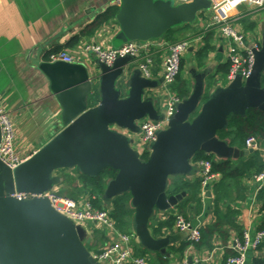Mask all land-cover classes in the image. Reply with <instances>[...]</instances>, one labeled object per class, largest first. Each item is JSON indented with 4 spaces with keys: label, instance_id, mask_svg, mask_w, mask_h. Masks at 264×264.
I'll return each instance as SVG.
<instances>
[{
    "label": "water",
    "instance_id": "1",
    "mask_svg": "<svg viewBox=\"0 0 264 264\" xmlns=\"http://www.w3.org/2000/svg\"><path fill=\"white\" fill-rule=\"evenodd\" d=\"M210 5V0L178 5L170 0H118V31L112 47L158 40L174 28L194 23ZM131 59L118 57L111 66L98 61H56L38 66L61 107L63 129L15 169L0 162V264H98L80 243L83 229L56 214L45 199L17 201L9 197L13 192L47 191L49 172L63 167H76L88 177L106 169L116 171L104 197L128 192L134 209L132 231L144 247L158 250L159 243L148 230L150 216L154 210H170L185 196L168 195V177L188 173L189 160L196 152L236 158L240 152L218 140L216 132L225 126L229 114H243L248 109L264 113L260 85L263 46L245 80L236 77L204 103L202 85L197 84L177 105L168 129L158 133L143 162L126 140L110 130L131 128L135 121L153 114L142 100V81L133 82L127 97L120 98L122 68ZM96 93L98 104L90 108Z\"/></svg>",
    "mask_w": 264,
    "mask_h": 264
},
{
    "label": "crops",
    "instance_id": "2",
    "mask_svg": "<svg viewBox=\"0 0 264 264\" xmlns=\"http://www.w3.org/2000/svg\"><path fill=\"white\" fill-rule=\"evenodd\" d=\"M113 7H117L116 0H0V106L9 115L14 132L15 152L20 158L28 159L63 129L60 123L61 107L50 91L48 78L38 66L50 63V55L59 52L73 56V64L95 63L96 59L92 55L82 53V47L86 43L112 47L118 25L115 20L102 22L101 17ZM194 23L193 27L191 24L185 25L180 35H173L177 42L202 36V41L194 45L193 49L189 48L191 50L188 49L182 57L181 72L173 89L176 93L177 88L184 84L189 92L188 98L194 87L201 84V103H204L217 90L230 84L227 80L226 44L220 37L218 27L205 30L206 23ZM230 24L242 36L244 48L250 47L254 42L261 48L264 46V5L239 7L230 16ZM207 34L210 37L206 42ZM168 43L164 39L150 41L148 53L153 59L150 78L145 79L137 72L138 65L143 60L142 55L132 58L122 68V86H118L121 89L120 98L127 97L133 82L142 81L141 97L151 106L153 114L135 121L131 128L111 127L110 130L126 140L139 157L142 155L138 143L140 121H155L164 116L165 97L161 88V76ZM205 46L208 47L207 52L200 59L197 52ZM260 85L264 91V69ZM96 105L91 104L89 107ZM235 115L243 116L244 113ZM258 141L264 147V138H259ZM223 142L240 154L236 158L204 154L211 156L214 163L231 160L238 164L242 170L239 175L224 178L217 172L219 180L202 190V161L195 162L192 156L188 173L172 175L167 179V189L174 188L175 181L186 182L187 187L178 192L185 193V196L170 210H154L150 216L149 234L159 243V249L150 251L141 241L136 240L132 243L136 255L145 250L144 255L149 257L150 264H182L188 259L198 261V264H226V259L235 254L232 250L234 240L239 239L244 230L254 233L260 228L264 212L260 210L257 197L255 201L253 199L255 183L252 177L263 164V154L259 151L248 153L244 144L237 147L230 146L228 141ZM81 175L83 174L76 167L52 169L46 190L79 199L86 195L82 191ZM111 199L103 196L102 205L108 208ZM131 207L133 209L132 204ZM175 214L181 215L192 225H199L201 232L206 228L218 229L208 241L210 247L205 244L199 247L189 246L187 235L177 231L171 222ZM83 232L88 233L84 229ZM89 234L97 238L93 245L87 244L86 247L82 243L84 235L80 243L90 254L95 248L96 251L103 249L109 242L99 229ZM253 258H264V245L247 253L246 264H251Z\"/></svg>",
    "mask_w": 264,
    "mask_h": 264
},
{
    "label": "built area",
    "instance_id": "3",
    "mask_svg": "<svg viewBox=\"0 0 264 264\" xmlns=\"http://www.w3.org/2000/svg\"><path fill=\"white\" fill-rule=\"evenodd\" d=\"M174 5L187 3L190 0H170ZM209 19L205 25V30L211 27H218L222 40L226 44V60L228 63L227 80L232 82L236 77L245 80L251 73L256 55L260 51V45L256 42L250 47H243V38L230 24V16L241 6L252 5L262 7L264 0H210ZM118 4V0H116ZM202 13H205L202 12ZM200 15H203V14ZM197 17V19L200 17ZM202 41V36L194 39H188L175 43L167 44V55L163 60L162 68V93L165 97L164 116L155 121L142 120L139 123V149L141 154L150 153L151 145L156 141L157 135L168 129L170 120L176 112L177 105L181 99L171 92V86L175 83L180 72L181 60L189 48L194 47ZM151 48L150 41L127 42L120 47H104L100 44L86 43L82 47V53L92 55L96 61L107 66H111L118 57L137 58L142 55L143 60L138 65L139 74L148 79L151 77V67L153 66L152 56L148 51ZM50 63L61 61L67 64L75 63L73 56L66 52H59L49 57ZM246 149L259 151L263 154L264 165V147H261L259 141L254 136H249L244 141ZM26 159L20 158L14 147V132L7 112L0 106V162L11 170L22 164ZM200 186L202 190L211 187L220 178L218 173L212 172V166L209 161L200 162ZM255 183L254 201L258 193L264 188V167L261 172L252 177ZM10 198L17 201H30L45 199L51 209L61 217L70 221L73 225L83 228L88 232L99 229L107 236L109 242L103 249L91 252V256L98 264H150L148 256H138L134 253L132 243L137 240L136 234L119 232L110 217L109 209H97L93 206L94 197L86 194L79 199H71L61 196L52 191H45L41 194L18 193L13 192ZM174 228L187 235L189 246H195L201 241V228L199 225H192L181 215L173 216ZM264 241V231L256 230L251 233L250 230H244L240 239H235L232 250L234 255L226 259V264H246L247 253L257 250L258 246ZM182 264H198V261L186 260Z\"/></svg>",
    "mask_w": 264,
    "mask_h": 264
},
{
    "label": "trees",
    "instance_id": "4",
    "mask_svg": "<svg viewBox=\"0 0 264 264\" xmlns=\"http://www.w3.org/2000/svg\"><path fill=\"white\" fill-rule=\"evenodd\" d=\"M117 14V7H113L105 11L101 17L102 22H107L109 20H115V16ZM178 28V27H177ZM169 32L164 34L160 39H164L166 42L175 43L177 42L176 39L170 38ZM210 34H207L205 40L209 39ZM208 47L205 46L197 52V57L203 59L205 57V53L207 52ZM182 65V60H181ZM181 70V66H180ZM227 70H228V63H227ZM181 72V71H180ZM179 72V74H180ZM179 74L176 78H179ZM177 96L180 98H186L189 92L186 90L184 84H181L180 87L176 90ZM94 100L98 102L96 95L94 96ZM96 105V104H95ZM254 136L256 138H264V113L248 109L244 112L243 116L231 114L226 119V124L223 128L219 129L216 132V137L220 141H228L230 146H241L244 144V141L247 137ZM149 153L144 152L141 155V160L143 162L147 161ZM193 161H209L212 166V172L217 173L219 172L222 174L224 178H233L237 177L239 173L242 171L238 164H234L231 160L221 161L219 163H214L212 161L211 156L205 155L203 152H196L193 155ZM264 165L262 164L256 171L255 174L262 171ZM116 176V171L112 169H106L99 175L95 177H88L81 175V184H82V191L90 196L94 197L95 199L92 201L93 206L97 209L105 208L103 204V196L106 189V185L110 180H113ZM174 188L167 189L168 195H176L179 191L184 190L187 187V183L181 181H175ZM257 199L260 202V210L264 212V190H261L258 195ZM109 214L111 219L114 222L115 228L121 233H130L132 231V218L134 215V210L131 207V196L128 192L122 193L120 195H116L111 199L108 204ZM174 218L171 219L173 224ZM259 230L264 231V221H262ZM218 229L216 228H206L201 232V241L196 246H201L205 244L207 247H210L208 241L212 238L213 233L217 232ZM239 236V239L241 238ZM264 245V241L258 246L257 250ZM145 250H141L139 252L140 255L144 256ZM251 264H264V258H253Z\"/></svg>",
    "mask_w": 264,
    "mask_h": 264
},
{
    "label": "rangeland",
    "instance_id": "5",
    "mask_svg": "<svg viewBox=\"0 0 264 264\" xmlns=\"http://www.w3.org/2000/svg\"><path fill=\"white\" fill-rule=\"evenodd\" d=\"M209 14H210V12L209 11H205V14H203L201 17H199L197 20H196V24L197 25H199V24H205L206 22H204V21H208V19H209ZM204 20V21H203ZM207 24V23H206ZM192 25V27L193 26H195V23H192L191 24ZM184 27H185V25H182V26H180V27H178V28H174V29H172L171 30V32L169 33V36H170V38H174V36L173 35H180L181 33H182V29H184ZM173 87H174V84L171 86V92L172 93H174V94H176L175 93V91H174V89H173ZM98 96V94L96 93V97ZM98 98V97H97ZM90 105L92 104V105H95L97 102H96V100H94V99H91L90 100ZM90 232H88V233H84V238H83V241H82V243L87 247V244L88 245H93V242H95V239H97V238H93V237H91L90 236V234H89ZM88 250H91V248H89L88 247Z\"/></svg>",
    "mask_w": 264,
    "mask_h": 264
}]
</instances>
